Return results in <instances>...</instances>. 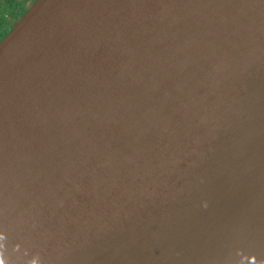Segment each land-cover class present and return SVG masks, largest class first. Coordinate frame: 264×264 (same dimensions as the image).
<instances>
[{
  "label": "water",
  "instance_id": "obj_1",
  "mask_svg": "<svg viewBox=\"0 0 264 264\" xmlns=\"http://www.w3.org/2000/svg\"><path fill=\"white\" fill-rule=\"evenodd\" d=\"M263 78L264 0H34L0 39V259L261 264Z\"/></svg>",
  "mask_w": 264,
  "mask_h": 264
},
{
  "label": "flooded vegetation",
  "instance_id": "obj_2",
  "mask_svg": "<svg viewBox=\"0 0 264 264\" xmlns=\"http://www.w3.org/2000/svg\"><path fill=\"white\" fill-rule=\"evenodd\" d=\"M18 1L21 2L22 0H0V32H2V28L7 26V24L11 23L9 26L11 27L13 22L19 19L21 11L15 7ZM14 16H17V18L14 19Z\"/></svg>",
  "mask_w": 264,
  "mask_h": 264
},
{
  "label": "bare ground",
  "instance_id": "obj_3",
  "mask_svg": "<svg viewBox=\"0 0 264 264\" xmlns=\"http://www.w3.org/2000/svg\"><path fill=\"white\" fill-rule=\"evenodd\" d=\"M145 43H148L149 42V39L147 40H144ZM143 48L144 47H140V52H144L143 51ZM145 49V48H144ZM150 49H146L147 52H149ZM149 58H150V55H149ZM217 72L219 73V71L217 70ZM239 76H242V77H246V72H242L241 74H239ZM133 77L135 79L131 80L130 82H149V78L150 79H154V77H150V76H141L139 74H136V75H133ZM185 78H182V77H177L173 82H178V81H182L184 80ZM234 81V74H230L228 75L227 74V80L226 82H233ZM156 82H163L162 81V78L157 80ZM166 82H171L170 80L166 81ZM183 82H191V80L189 79H186V81H183ZM207 82H214V81H207ZM261 82H264V78L261 80Z\"/></svg>",
  "mask_w": 264,
  "mask_h": 264
},
{
  "label": "rangeland",
  "instance_id": "obj_4",
  "mask_svg": "<svg viewBox=\"0 0 264 264\" xmlns=\"http://www.w3.org/2000/svg\"><path fill=\"white\" fill-rule=\"evenodd\" d=\"M34 0H22L21 2L18 1L16 2V9L21 11V14L24 13V11L29 7V5H31V3H33ZM17 16H14V19H16ZM11 23L7 24V26L2 28V32H0V39L3 37V34L5 31H8L11 27L10 26ZM2 36V37H1Z\"/></svg>",
  "mask_w": 264,
  "mask_h": 264
},
{
  "label": "clouds",
  "instance_id": "obj_5",
  "mask_svg": "<svg viewBox=\"0 0 264 264\" xmlns=\"http://www.w3.org/2000/svg\"><path fill=\"white\" fill-rule=\"evenodd\" d=\"M0 264H4L3 259H0ZM29 264H36V260L35 259L31 260ZM253 264H255V261H253ZM261 264H264V261H262Z\"/></svg>",
  "mask_w": 264,
  "mask_h": 264
},
{
  "label": "crops",
  "instance_id": "obj_6",
  "mask_svg": "<svg viewBox=\"0 0 264 264\" xmlns=\"http://www.w3.org/2000/svg\"><path fill=\"white\" fill-rule=\"evenodd\" d=\"M21 15H22V14H21ZM21 15H20V16H21ZM19 18H20V17H19ZM14 23H15V22H13V24H14ZM13 24H12V25H13ZM11 27H12V26H11Z\"/></svg>",
  "mask_w": 264,
  "mask_h": 264
}]
</instances>
